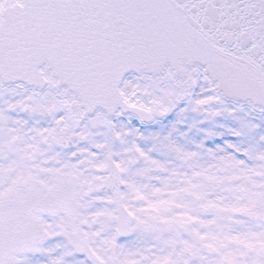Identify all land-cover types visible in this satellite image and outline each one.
<instances>
[{
	"label": "snow or ice",
	"instance_id": "6c2138e0",
	"mask_svg": "<svg viewBox=\"0 0 264 264\" xmlns=\"http://www.w3.org/2000/svg\"><path fill=\"white\" fill-rule=\"evenodd\" d=\"M0 264H264V0H0Z\"/></svg>",
	"mask_w": 264,
	"mask_h": 264
}]
</instances>
